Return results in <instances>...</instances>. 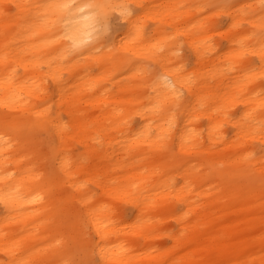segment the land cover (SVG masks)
Wrapping results in <instances>:
<instances>
[{
	"label": "bare ground",
	"instance_id": "obj_1",
	"mask_svg": "<svg viewBox=\"0 0 264 264\" xmlns=\"http://www.w3.org/2000/svg\"><path fill=\"white\" fill-rule=\"evenodd\" d=\"M236 3L0 0V264H264V31Z\"/></svg>",
	"mask_w": 264,
	"mask_h": 264
},
{
	"label": "rangeland",
	"instance_id": "obj_2",
	"mask_svg": "<svg viewBox=\"0 0 264 264\" xmlns=\"http://www.w3.org/2000/svg\"><path fill=\"white\" fill-rule=\"evenodd\" d=\"M237 3L235 4L236 6L234 7L235 9H241L239 12H242V21L240 23V26L237 27L239 29V32L241 31H245L247 33H249L252 37L257 38L259 35H261L263 33L264 30H262L258 24H253L251 22V19L258 16L259 15V9H256L253 5H256L257 3H254L249 5L248 2L251 0H234ZM259 4V3H258ZM260 5V4H259ZM261 6V5H260ZM210 9L207 7L206 11H209ZM211 12V11H209ZM208 12V13H209ZM213 13H215V19L217 20L218 24H220V26H222V29L219 31H212L213 34V40L212 43H215L218 47V49H224L227 45H228V34L226 33L227 30L224 29V27L227 26V24L229 23V15L227 13V11H224L222 9H216ZM148 27H149V31H153L154 30V26H152V24H150V22H148ZM237 30V29H236ZM182 49L179 50V55L180 57H184V61L186 62L187 67H191L193 65V56L189 50V48L186 45H182ZM236 47H238V45H235ZM220 51V50H219ZM245 58L249 61V64H251V67H254L255 70H258V59L257 57L254 55V53H250V50L247 49L245 51ZM259 82L264 83V76H259L258 79ZM258 84V82H257ZM183 95L187 94V91L184 90L182 92ZM241 105H238L236 108L232 109V117L236 116L237 114L240 113V109H241ZM206 123L207 120L202 118L198 121L197 125L199 128H201L203 131L204 129H206ZM224 131L225 134L228 138H231L234 135V129L233 126L228 123L225 124L224 126ZM204 135V134H202ZM50 136L48 135V133H46L45 131H41L37 133V139L35 138H31L29 140H27V143L30 145L31 148H33L34 146L33 143H30L28 141H34L36 142L35 147L39 148V151L43 153V151H47L48 149V145H49V141H50ZM34 147V148H35ZM76 147L78 148V150L81 148L79 145L76 144ZM250 148H252V156L250 157V159H256L257 157H261L264 154V146L260 145L258 142H254L252 145L249 146ZM76 148V149H77ZM43 163V162H42ZM42 163H38V167H43ZM43 164H45V166H48L49 163L48 162H44ZM94 189V187H92ZM171 224H169V226H171L172 222H170ZM160 245H163V247L161 248H166L169 247L171 245V242L168 239H164L161 240ZM163 243V244H162ZM159 245V246H160ZM164 251V249H162ZM81 254H76L75 258L72 259L71 257V263L72 264H76L75 262H77V264H92V261H88V262H84L82 257L80 256ZM3 256V255H2ZM0 254V257H2ZM97 259V258H96ZM73 260V261H72Z\"/></svg>",
	"mask_w": 264,
	"mask_h": 264
}]
</instances>
